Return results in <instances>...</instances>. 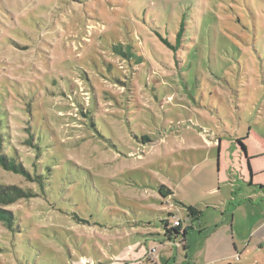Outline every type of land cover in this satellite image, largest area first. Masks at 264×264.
Masks as SVG:
<instances>
[{
    "label": "rangeland",
    "instance_id": "374dc122",
    "mask_svg": "<svg viewBox=\"0 0 264 264\" xmlns=\"http://www.w3.org/2000/svg\"><path fill=\"white\" fill-rule=\"evenodd\" d=\"M0 138V264H264V0H0Z\"/></svg>",
    "mask_w": 264,
    "mask_h": 264
},
{
    "label": "trees",
    "instance_id": "16d2710c",
    "mask_svg": "<svg viewBox=\"0 0 264 264\" xmlns=\"http://www.w3.org/2000/svg\"><path fill=\"white\" fill-rule=\"evenodd\" d=\"M178 37V36H177ZM167 43V42H166ZM167 45L170 46V44L167 43ZM1 141V138H0ZM242 149L244 147L242 146ZM0 167L3 168L6 171H11L18 175H23L25 177H29L28 173L22 168L20 164H17L13 159L7 158L2 152H1V143H0ZM37 181V178L34 180ZM34 194L31 192H26L16 186L13 185H0V222H3L7 225H10L13 215L10 211L4 209V207L11 205L18 200L21 199H29L33 198ZM186 208V217L187 219L195 220L197 221L201 215V212L189 207ZM172 215H169V219H172ZM165 233L169 236H171L172 233L176 235L186 236L187 229H183L181 231L180 227H171L168 223V220L165 221Z\"/></svg>",
    "mask_w": 264,
    "mask_h": 264
},
{
    "label": "crops",
    "instance_id": "0c3cea01",
    "mask_svg": "<svg viewBox=\"0 0 264 264\" xmlns=\"http://www.w3.org/2000/svg\"><path fill=\"white\" fill-rule=\"evenodd\" d=\"M181 207L185 209V213H186V208L183 207V206H181ZM163 213H165V215H166V220H168V223L170 224V223L172 222V220L169 219V215L171 214V215L173 216V214L171 213L170 209H167V210H166L165 212H163ZM173 217H174V216H173ZM175 219H176V218H175ZM166 220H165V221H166ZM180 229H181V230L183 229V228H182V222H181ZM171 235L178 236V235H176V234H174V233H172ZM162 236H163V238H166V235L163 234ZM167 237H169V235H167ZM182 237L185 238V236H182ZM149 238H150V237H149ZM136 246H137V244H133V245L129 246L128 251L125 252V255H124L123 257L126 258V263L135 264L136 260L140 258L141 247H142V246H140V247H139V251H138V252L136 251L137 253H135V252H134V248H135ZM143 254H144V253H143ZM128 255H129V256H128ZM128 257H129L131 260H128Z\"/></svg>",
    "mask_w": 264,
    "mask_h": 264
},
{
    "label": "built area",
    "instance_id": "2783aa9c",
    "mask_svg": "<svg viewBox=\"0 0 264 264\" xmlns=\"http://www.w3.org/2000/svg\"><path fill=\"white\" fill-rule=\"evenodd\" d=\"M172 222L170 224L171 227L175 228V227H180L181 226V220L180 219H174V217H172ZM154 252V250H152L151 254Z\"/></svg>",
    "mask_w": 264,
    "mask_h": 264
}]
</instances>
